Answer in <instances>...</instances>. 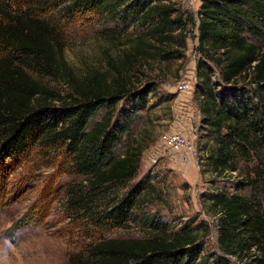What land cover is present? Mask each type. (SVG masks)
Wrapping results in <instances>:
<instances>
[{
    "label": "trees",
    "instance_id": "obj_1",
    "mask_svg": "<svg viewBox=\"0 0 264 264\" xmlns=\"http://www.w3.org/2000/svg\"><path fill=\"white\" fill-rule=\"evenodd\" d=\"M57 8L70 22L93 12L126 28L140 23L147 28L144 37L155 38L158 45L152 47L163 61L183 58L188 23L166 0H0V178L38 156L53 169L46 175L43 203L64 192V218L86 237L68 264H230L232 258L264 264V0H203L198 14L196 93L202 131L214 144L208 152L206 145L201 149L206 153L199 158L202 175L230 177L241 173L243 164L257 162L237 182L245 194L216 188L207 195L221 252L213 260L203 255L197 228L184 226L167 235L160 221L136 211L151 181L147 175L133 182L143 150L130 146L116 157L155 85L131 87L123 70L128 60L124 67L109 62L115 72L108 73L110 83L107 74L105 80L93 77L85 83L63 74V48L46 17ZM189 20L196 27L194 18ZM177 30L179 49H173L168 46L174 45ZM207 61L219 70L218 84ZM55 76L68 78V97L43 82ZM100 110L105 115L92 125ZM64 174L83 180L61 184ZM24 181L28 184L30 177ZM40 213L28 219L35 221ZM131 224L153 233L148 239L111 238Z\"/></svg>",
    "mask_w": 264,
    "mask_h": 264
},
{
    "label": "rangeland",
    "instance_id": "obj_2",
    "mask_svg": "<svg viewBox=\"0 0 264 264\" xmlns=\"http://www.w3.org/2000/svg\"><path fill=\"white\" fill-rule=\"evenodd\" d=\"M202 1L166 0L184 14L183 20L188 23L184 30L187 34L184 56L169 61H163L156 54L152 46L158 43L153 41L155 38L144 37L147 28L140 23L126 28L106 14L93 12L77 15L70 22L61 8L51 9L46 17L56 28L55 33L63 48V74L68 73L83 83L100 76L105 80L104 74H115L109 66L110 61L124 67L123 63L128 60L130 63L123 70L131 87L142 89L148 84L155 85L156 90L149 94L147 108L140 111V120L118 145L116 157L122 156L130 146L143 150L140 169L133 182L147 175L151 181L136 211L143 218L160 221L166 226L167 235L175 234L184 226L197 228L196 233L203 243V255L213 260L212 257L221 255V252L217 217L208 210L207 195L216 188L229 195L245 194V190L237 187V182L248 177L257 162L243 164L241 173L230 174V177L217 179L211 174L202 175L199 158L206 153L201 149L206 145L210 147L208 152L214 146L202 131L200 97L196 93L197 65L201 58L197 50V26ZM191 17L197 22L196 27L189 20ZM179 34L180 30H177L174 45L168 47L179 49ZM207 64L213 82L218 84L221 82L219 70L213 63L207 61ZM111 79L112 75H108L107 83ZM64 80L68 78L55 76L47 77L43 82L65 98L71 91ZM243 84L244 79H239V85ZM183 85L187 87L181 90ZM123 104L118 105L117 111ZM105 113L100 110L92 125ZM165 134H181L187 138L188 144L180 150H173L163 139ZM45 164L40 156L34 157L8 172L5 180L0 178V264H68L69 257L86 243L82 232L74 231L73 225L64 218V192L56 201L43 203L46 175L53 172ZM26 177H30L28 184L22 182ZM82 180V177L64 174L61 184ZM119 191L123 192L122 189ZM38 209L41 210L37 215L39 219L29 220L28 216ZM152 233L150 229L131 224L110 236L139 240L148 239ZM253 253L257 254L256 251ZM230 264L243 263L232 258Z\"/></svg>",
    "mask_w": 264,
    "mask_h": 264
},
{
    "label": "built area",
    "instance_id": "obj_3",
    "mask_svg": "<svg viewBox=\"0 0 264 264\" xmlns=\"http://www.w3.org/2000/svg\"><path fill=\"white\" fill-rule=\"evenodd\" d=\"M181 90L185 89L187 86H180ZM163 139L166 141L167 145L173 150H180L187 146L188 140L181 134H165Z\"/></svg>",
    "mask_w": 264,
    "mask_h": 264
}]
</instances>
